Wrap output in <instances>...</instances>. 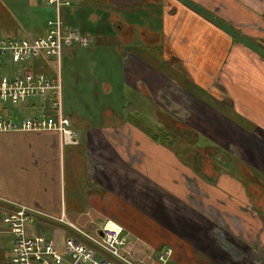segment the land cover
<instances>
[{
  "label": "crops",
  "instance_id": "0c3cea01",
  "mask_svg": "<svg viewBox=\"0 0 264 264\" xmlns=\"http://www.w3.org/2000/svg\"><path fill=\"white\" fill-rule=\"evenodd\" d=\"M139 18L153 25L134 20ZM63 21L91 38L88 48L66 44L61 65L63 111L78 143L61 145L48 131L0 132V200L32 209L30 223L49 229L58 246L78 236L69 223L93 234L111 221L123 229L140 264H157L165 249L172 250L166 264H233L219 234L236 232L247 216L259 223L264 218L252 209L264 213L244 180L262 189L259 146V161L224 152L220 171L196 173L140 135L138 120L120 124L112 115L140 105L143 95L150 98L151 87L161 96L154 106L169 109L171 96L161 92L173 86L186 98L175 97L178 108L204 120L217 111L210 101H217L226 123L264 143V0H79L63 11ZM45 30L33 28L35 36ZM148 45L159 49L168 69L158 70L138 54ZM38 106L31 101L3 108L19 120L37 115ZM62 215L66 224L57 221ZM250 235L243 246L250 264H260L264 233Z\"/></svg>",
  "mask_w": 264,
  "mask_h": 264
},
{
  "label": "built area",
  "instance_id": "2783aa9c",
  "mask_svg": "<svg viewBox=\"0 0 264 264\" xmlns=\"http://www.w3.org/2000/svg\"><path fill=\"white\" fill-rule=\"evenodd\" d=\"M37 1L54 12L42 35L30 39L0 36V67L9 62L22 70L11 77L0 76V132L48 131L58 135L61 145L66 141L77 144V134L63 111L61 65L66 44L88 48L91 38L63 21V11L79 0ZM31 101L40 104L34 117L13 120L4 113L6 105ZM1 202V223L11 240L7 264H140L117 223L107 221L93 234L69 223L78 236H67L58 246L42 234H29L32 209ZM57 221L66 224L63 215ZM171 255L172 250L165 249L156 263L166 264Z\"/></svg>",
  "mask_w": 264,
  "mask_h": 264
},
{
  "label": "rangeland",
  "instance_id": "374dc122",
  "mask_svg": "<svg viewBox=\"0 0 264 264\" xmlns=\"http://www.w3.org/2000/svg\"><path fill=\"white\" fill-rule=\"evenodd\" d=\"M53 18V9L43 4H40L37 0H0V36L30 39L35 36L33 32L34 27L35 29H43L44 27L46 29L47 21L53 20ZM134 20L143 23L150 22V25H153L152 19L139 18ZM143 48L144 49H142L138 53L141 57L152 61L155 64L153 66L158 70L168 69L164 67V65L162 66L160 64V61L158 59V56H160L158 55L159 49H156L155 47H153V45L144 46ZM129 52L133 53L134 51L127 50L124 52V54ZM21 72L22 70L18 66H15L9 62H6L4 66L0 67V76L11 77ZM172 87L164 88L161 92L163 93V97H165V95H167L168 97L171 96V100L169 101L172 102V106L169 107V109H167L163 104L162 105L165 108H163L160 104H158V107L154 106V101L160 100L161 96H158L156 94L154 87H151L153 91H148V95L150 96V98L147 95H143L144 97L142 98V100H140V105H126L125 108L120 107L117 112L112 115V120H115L116 123L119 121L120 124H123V122H126L128 120H138L140 126L138 132L140 133V135L143 134L144 136H148L154 143L156 141L152 139L151 135H158L159 141L156 143L163 145L172 153H174L175 158L181 164L180 166L185 165L187 167H190L187 164L191 165V163L189 162L188 157L181 152V148L179 145L172 144L170 143L171 141L168 143L165 142L167 140L163 135L165 133H169L171 130L177 129L174 127V124H171L170 122L168 123L170 129H162L165 119L168 116H171L174 119H176V117H179L182 121L184 119L187 122H190V119L198 123L197 126L199 127V130H194L196 132L194 134L187 133V139L192 140L193 143H195L197 146L204 148V152H216V148L213 151L212 147H218L220 149L217 155L211 154L210 156H206L205 158H203V166L205 169H212L217 172L219 169V165L214 164V159L227 158L228 156L224 152L242 153L244 159L249 160V158H252V160L259 161L258 153H255L256 150L254 146H259L260 151L264 153V143L262 141L253 140L249 138L247 134L242 135L241 132H238L233 127H231V125L226 123L225 119H223L224 116L219 112L222 111L221 109H223L221 106L211 100L210 106L214 109L218 107L217 111L212 110L210 114H205L204 121L200 120L199 125L196 115L194 116V113L191 112L190 108H187L188 110L186 109L185 111H183L182 108H178V106H176L177 104L175 103V97L176 100H178L179 102L186 101V98L184 97L182 92L173 91L172 89H170ZM164 110H166V112ZM191 123L193 124V122ZM179 136L180 135L177 134V137ZM77 137L79 138V135H77ZM230 141H232L234 145L232 147H227L226 144ZM242 145L244 146L243 148L241 147ZM250 146L254 148H252L253 151L249 148ZM142 148L144 150H148V152H151L153 154L155 153V150L153 148ZM225 148L227 150H225ZM167 159L168 161L170 160L169 155L167 156ZM194 166L197 165L194 164ZM175 168L182 170L179 166H176ZM191 170L194 171L193 169ZM168 174H170V172H168ZM257 178L259 179L258 181H260L259 183L262 184V189H251V187L249 186V182H247V179H244L247 185L245 183L244 184L248 187L250 191L249 195L250 198H252V202H259L260 206L264 208V178L261 176L260 173L257 174ZM84 182L87 183L88 180L86 179L84 180ZM252 209L256 212L259 218L264 215V213L261 210H258L256 207H253ZM180 213L178 214L182 219L187 218L186 213ZM248 219V216L247 219H241V222L244 223L243 225L241 224L242 226L237 227L236 232L234 230L226 231L225 234L227 237H225L223 234H219V237L223 240L225 246H227V251L229 252L230 260L233 264H236L238 262H241V264H250L251 259L247 256V249L243 246V243L247 244L246 240H248V238L249 240L252 239V237H250V234H252L253 236H257V234L264 233V218H262L263 220H261V223H259L255 218H253L252 220ZM43 225L49 227V225L47 224ZM29 229L30 234H32V232L36 230H39L37 231V233L42 234L47 238H51V235L53 234L49 229L42 230L41 227H39L38 229L35 220L30 223ZM6 231V227L1 223L0 214V262H5V264H7L6 256L10 252L11 246V240ZM229 234L232 236V238H229ZM214 236L217 237L216 239H218L217 233H214ZM260 264H264V260H261Z\"/></svg>",
  "mask_w": 264,
  "mask_h": 264
},
{
  "label": "trees",
  "instance_id": "16d2710c",
  "mask_svg": "<svg viewBox=\"0 0 264 264\" xmlns=\"http://www.w3.org/2000/svg\"><path fill=\"white\" fill-rule=\"evenodd\" d=\"M213 20V19H212ZM217 102V101H215ZM220 106L219 102L216 103ZM218 108V107H217ZM216 108V110H217ZM223 108V107H222ZM221 109V108H220ZM222 111H219L223 116L225 117H228L227 114L223 111L224 109H221ZM171 123V124H174V127L177 128L176 130H171L169 133H165L163 136L165 137V139L167 141L165 142H170L172 144H175V145H179L180 148H181V152L186 155L188 157V160L189 162L191 163L190 164H187L188 166H190V168H192L194 170V172L196 173H201L202 170L204 169V160L203 158H205L206 156H210L211 154L212 155H217V153H219V148L218 147H212L213 148V151L215 150L216 148V152L214 153H207V152H204V148H201L199 146H197L195 143H193L192 140H189L187 139L188 135L187 133H190V134H194L196 133L193 129H191L190 127H188L187 125H177V121L172 118L171 116H168L166 119H165V122H164V125L162 127V129L166 128V129H170V127L168 126V123ZM160 130V129H159ZM246 131H251L250 129L246 130ZM177 134H179L180 136L177 137ZM152 139L156 142H158V135L156 134H153L151 135ZM169 140V141H168ZM165 142H162V143H165ZM176 151V150H175ZM201 152V154H200ZM177 153V152H176ZM178 154V153H177ZM214 164L215 165H219V171H220V161H222L223 159H214ZM218 162V163H217ZM197 165V166H194ZM217 171V170H216ZM218 172V171H217ZM0 264H5V262L1 263Z\"/></svg>",
  "mask_w": 264,
  "mask_h": 264
},
{
  "label": "flooded vegetation",
  "instance_id": "af4514ba",
  "mask_svg": "<svg viewBox=\"0 0 264 264\" xmlns=\"http://www.w3.org/2000/svg\"><path fill=\"white\" fill-rule=\"evenodd\" d=\"M195 116V115H194ZM187 118V117H186ZM176 121H177V125H182V124H184V125H187L188 127H190L191 129H193L191 126H196V127H198L197 125H198V123H194V121L193 120H190L189 119V121L190 122H187L186 120H184L183 119V121L179 118V117H176V119H175ZM200 120H202V121H204L203 119H202V117L199 115V118L197 117V121L199 122V125H200ZM191 122H193V124L191 123ZM196 124V125H195ZM190 125V126H189ZM199 128V127H198ZM193 130H195V129H193ZM222 258H224V257H222Z\"/></svg>",
  "mask_w": 264,
  "mask_h": 264
},
{
  "label": "bare ground",
  "instance_id": "6f19581e",
  "mask_svg": "<svg viewBox=\"0 0 264 264\" xmlns=\"http://www.w3.org/2000/svg\"><path fill=\"white\" fill-rule=\"evenodd\" d=\"M112 226V224H109V227H111Z\"/></svg>",
  "mask_w": 264,
  "mask_h": 264
}]
</instances>
